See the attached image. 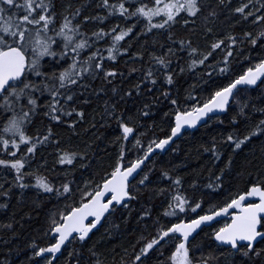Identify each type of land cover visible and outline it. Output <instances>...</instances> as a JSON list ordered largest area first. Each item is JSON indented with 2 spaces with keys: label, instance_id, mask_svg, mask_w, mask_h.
Here are the masks:
<instances>
[{
  "label": "snow or ice",
  "instance_id": "obj_1",
  "mask_svg": "<svg viewBox=\"0 0 264 264\" xmlns=\"http://www.w3.org/2000/svg\"><path fill=\"white\" fill-rule=\"evenodd\" d=\"M97 101L98 120L87 111ZM128 101L135 112L120 108ZM161 102L170 106L162 138L144 123ZM233 108L231 130L202 149L206 171L190 184L176 168L153 178L158 152H176L184 131L223 124ZM113 122L118 135L95 137L103 148L73 143L82 124L95 134ZM262 139L264 0H0V215L10 216L0 220V264H16L25 248L28 264H58L65 252L64 264H264V147L246 154L250 167L236 174L244 187L230 179ZM33 189L66 203L21 248L11 201ZM133 204L143 229L128 246L93 244L85 255L99 227L122 210L127 223ZM204 227L210 243H193Z\"/></svg>",
  "mask_w": 264,
  "mask_h": 264
},
{
  "label": "trees",
  "instance_id": "obj_2",
  "mask_svg": "<svg viewBox=\"0 0 264 264\" xmlns=\"http://www.w3.org/2000/svg\"><path fill=\"white\" fill-rule=\"evenodd\" d=\"M112 23H115V21H112ZM178 31L182 34V29H178ZM122 68L127 67L121 61ZM133 80L136 79L135 76L132 77ZM190 83V81H189ZM217 83H220V81H217ZM187 83H182V87L184 89L187 88ZM241 95H244L243 89L241 90ZM247 95L255 97L258 95V92H251ZM120 108H128L130 111L135 112L136 109L132 105V101H128L127 104H120ZM170 106L167 105L166 102H161L156 108L153 109L152 114L148 119L144 121L146 125L151 127L153 123L155 124V129L153 130L156 135L159 137H163L166 133L169 132V124L170 121L167 117H165V112H169ZM237 109L233 108L231 111H229L227 114L220 117V120L223 121V124L216 123L215 125H203L195 132H186L180 139L175 141L174 144H172L173 148H176V152H172V150L169 148L167 151H160L157 153L155 157H153L154 160L159 161L157 164V171L154 179L159 177V172L163 168H176L177 174L183 175L186 177V183H191V175L194 171H199L201 168H204L205 171L207 167H210L211 165L209 162V154L203 152V147L210 146V141L212 137H216L219 139V135L221 133H225L229 130H231L230 121L232 115L235 114ZM89 118L91 116H95L98 120L100 117V113L102 111V104H100L99 101H97L91 108L88 110ZM260 117L257 115L256 119H259ZM43 121L41 119L37 120L36 126L39 128L43 127ZM88 127L87 124H82L80 126L81 129V135L77 140H73V143H81L87 141H93V150H95L96 145H99L101 148L104 147L103 144L100 143L99 139H95V137H99L102 134L112 138L116 135H118V130L116 129L115 122L112 123V126L110 128H100L95 134L88 133L84 134L82 131L83 129H86ZM143 131V129L141 130ZM60 133L63 137L67 138L71 135L70 131L68 129H60ZM264 147V139L262 140H254L252 145L249 146V149H245V154H241L237 157L236 163H235V171L232 173V176L230 179H232L233 184L238 187H244L245 180L247 177H238L236 174L240 172L245 167H250L247 165V160L251 159V156L246 155L251 150H256L257 152ZM52 152V149L50 148H43L41 149L40 155H43L49 162V166L54 161V156L50 153ZM39 159V157H38ZM104 163L107 164L109 161L104 160ZM180 165H184V167H178ZM64 169H58V172H62ZM93 171H99L97 168H93ZM85 176H87V173H84ZM77 176H79V172H77ZM207 179L205 177H201L200 183L201 185L207 183ZM19 192L17 191L15 196L13 197L11 204L12 209L11 211H15L17 213L16 220L18 222L17 229L20 230V224L24 225V228L21 231V235L19 236V239L21 241V248H25L27 243L29 242L30 237H41V228L46 224V216L47 213L52 208H61L66 201L63 200H57L54 196L45 195L41 192H37L36 190H26L24 202L23 204L17 203L16 196H19ZM222 197H216L215 199H221ZM157 204H159V201H156ZM133 216L132 218L126 223L125 218L128 216L127 210H122L123 216L121 215V212H117L114 216L109 217L108 220L103 224L102 227H99V230L95 232L94 235H92V239L89 240L88 245L85 246V255H87V248L91 247L93 244H96L97 248H99L101 251L104 252H111L113 248H116L117 251H119V247H127L129 241H131L135 236L139 234V231L143 229V223L137 224L135 220V212L136 209L139 207V205L133 204L132 206ZM3 210H0V213H2ZM23 217V219H21ZM10 216H4L0 215V220H6L9 219ZM219 224H222V222H219ZM219 224H214L212 228H216L219 226ZM118 225V229L114 230V226ZM212 228H204L203 232L200 233L199 236H197L196 240L193 243H210L211 240V231ZM109 232L110 235H104L105 233ZM204 233L209 234V238L205 239ZM3 233L0 232V235ZM101 237H103V240H101ZM78 248L79 245L72 244L69 245L68 250L71 251L72 248ZM215 247V245H213ZM30 253L26 251L25 248V254L21 255L17 261L16 264H28L27 256H29ZM67 258V252H65V255L60 258L58 261V264H64V261ZM43 264V262H41ZM87 264V262H85ZM225 264H230V260L225 261Z\"/></svg>",
  "mask_w": 264,
  "mask_h": 264
},
{
  "label": "water",
  "instance_id": "obj_3",
  "mask_svg": "<svg viewBox=\"0 0 264 264\" xmlns=\"http://www.w3.org/2000/svg\"><path fill=\"white\" fill-rule=\"evenodd\" d=\"M201 126H203V125H200V126H198L197 128H194V129H187L186 131L183 132V135H184L185 132H187V131H189V132H194V131L198 130ZM183 135H181L179 138H181ZM179 138L175 139V141L178 140ZM226 218H227V217H225L224 219H226ZM218 219H219V221L224 220V219H220V218H218ZM214 224H215V223H212V225H214ZM204 228H208V227H204Z\"/></svg>",
  "mask_w": 264,
  "mask_h": 264
},
{
  "label": "rangeland",
  "instance_id": "obj_4",
  "mask_svg": "<svg viewBox=\"0 0 264 264\" xmlns=\"http://www.w3.org/2000/svg\"><path fill=\"white\" fill-rule=\"evenodd\" d=\"M224 221H222V223H223Z\"/></svg>",
  "mask_w": 264,
  "mask_h": 264
}]
</instances>
